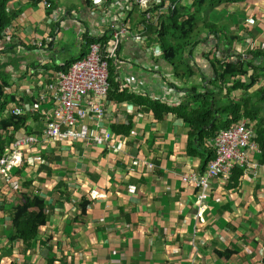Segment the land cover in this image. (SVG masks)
Masks as SVG:
<instances>
[{
    "label": "crops",
    "instance_id": "obj_1",
    "mask_svg": "<svg viewBox=\"0 0 264 264\" xmlns=\"http://www.w3.org/2000/svg\"><path fill=\"white\" fill-rule=\"evenodd\" d=\"M8 1L12 19L0 39V121L15 117L17 108L22 115L15 118L26 122L8 134L13 139L3 154L22 136L42 140L55 104L41 93L56 73L84 57L85 36L108 43L114 29L128 34L120 39L118 63H111L119 97L108 94L101 122L84 123L90 135L111 133L119 151L92 142L30 147L9 182L0 176V264H264V71L250 86L264 63V57L251 58L264 54V0H177L178 23L190 16L195 23L191 47L174 65L162 48L180 47L183 34L174 33V42L149 35L147 29L169 23L170 15L157 26L147 24L136 0H49L51 10L41 0ZM227 63L246 73L220 84L216 76ZM137 99L174 112L157 117ZM202 108L212 119L199 141L183 115ZM240 124L257 147L249 168L227 182L213 181L200 205L198 191L182 179L203 174L215 155L214 136ZM27 199L43 200L46 216L29 245L11 241L13 218ZM28 211L39 209L31 202Z\"/></svg>",
    "mask_w": 264,
    "mask_h": 264
},
{
    "label": "built area",
    "instance_id": "obj_2",
    "mask_svg": "<svg viewBox=\"0 0 264 264\" xmlns=\"http://www.w3.org/2000/svg\"><path fill=\"white\" fill-rule=\"evenodd\" d=\"M161 2L136 0V5L143 10L145 23L157 26L163 15L168 16L176 11L177 0H170L166 5ZM41 4L46 10L52 8L48 0H41ZM63 19L60 17L61 24ZM144 31L145 28L141 32ZM3 33L6 35L7 31ZM127 34L128 29L117 28L111 36L112 42L108 40V43L97 41L87 44L84 40L87 49L84 57L70 64L66 71L56 73L54 80L46 84L41 95L42 97L48 95L55 106L45 124L42 140L34 136H22L6 150L4 156L0 158V176L5 182L10 181L12 171L24 163V157L29 154L28 149L37 143L92 142L96 146L111 147L114 152L119 151L116 146H112L111 133L101 135L97 132L90 135L84 123L86 120L101 122L105 116L104 102L110 90V66L112 62L118 63L120 39ZM135 37L142 39L138 35ZM114 81L121 88L118 73L115 74ZM123 87H127V84ZM12 115L21 116L22 112L15 108ZM212 141L215 155L207 164L204 173L189 174L182 179L184 183H189L198 191L197 202L200 205L209 195L213 181L227 182L235 169L249 168L250 156L257 151L253 136L245 124L220 130Z\"/></svg>",
    "mask_w": 264,
    "mask_h": 264
},
{
    "label": "trees",
    "instance_id": "obj_3",
    "mask_svg": "<svg viewBox=\"0 0 264 264\" xmlns=\"http://www.w3.org/2000/svg\"><path fill=\"white\" fill-rule=\"evenodd\" d=\"M242 1L243 0H214V3H216V5H219L222 3L229 4V3H238ZM8 2H9L8 0H0V39L3 37V32L5 31L6 27L10 23V20L12 19V17H10V15H8L5 11V7H6V4H8ZM179 12L178 10H176L175 12L171 14L169 23L163 21L161 25H159V28L151 26L150 29H147V31L149 32V35L153 37H157V40L159 42L167 41L166 37H170L171 42H174L179 39V36H176L177 34H174V33L181 32L180 35L183 34L181 36V39L184 41L180 47L179 46L174 47L170 44H166L165 48H162L163 52L165 53V58L167 59L168 62H170L173 65L175 63L174 61L175 58L183 54L182 52L184 51L186 47H191L188 42V38H189L190 31L195 23V19L192 16H190L187 21H184V22L181 21L182 23L181 22L178 23V20L182 18L180 17L181 15H179ZM174 30L176 31L174 32ZM85 37H86L87 44L97 42V41H104L103 39L94 40V39H87V36ZM192 48H194V46H192ZM190 56L191 54H189V57ZM263 57H264V54H260V53L251 54V58L253 60L261 59ZM248 65L250 64L248 63ZM69 66L70 65H67V68ZM220 67H221V73L216 76L217 81L220 84L228 82V80L231 79V77H233L234 79H237L239 76L244 75L246 73V70L240 64L233 65V64L227 63L224 65H221ZM110 70H111V66H110ZM259 71H264V63L260 64L259 69H255L253 71V74L251 76L252 79H251L250 86H252L254 83L257 82L258 80L257 75ZM214 72L217 73L216 70H214ZM118 89L119 87L117 86V84H113L111 80L109 96L116 95V98H118L119 94L116 93L118 92ZM260 91L264 94V88L261 89ZM0 93H1V90H0ZM194 95H196V93ZM130 100H134V99L130 97H124L122 99V101H130ZM137 100L138 102L144 103L147 106H149L155 112L157 117H158L159 112H171V113L174 112L173 109H170V108L165 109L164 107L158 105L157 103H152L147 100H141V99L140 100L137 99ZM4 106L5 104L2 105L1 107H4ZM1 113L2 112L0 111V114ZM183 119L185 122H188L190 124L193 130V134L199 132V135L197 134V137L199 138V141H201L202 133L200 132V130H203L206 126H208L212 118H211V113L206 111L205 108H202L199 112H195V113L190 112L189 114H186V115L184 114ZM25 122H26V119H24V117H21V118L8 117L5 119L2 118V120L0 121V158L4 156L3 153L5 151V148L8 147L7 144H9L13 139V136H9L8 134H14L15 132H17L20 127L24 126ZM214 128L211 129V132H214ZM224 129L228 130V129H231V127L227 125ZM123 133L128 134V131L125 130L123 131ZM2 134L8 135V137L6 139H3ZM193 134L192 136H194ZM240 170L241 169H235L232 172V175L230 177L231 180L233 179L234 176L240 175L242 171ZM31 202L32 204L36 205V207L39 209L38 213L28 211ZM43 209H44L43 200H40V199L28 200L27 199L26 204H24L22 208L17 210V213L15 214L13 218V227L15 229V233L11 236V241L17 238V239H22L26 245L31 244V242L35 240L37 237L38 228L44 225L46 221V216H45V213L43 212L44 211ZM84 210H85V206H83V212Z\"/></svg>",
    "mask_w": 264,
    "mask_h": 264
},
{
    "label": "rangeland",
    "instance_id": "obj_4",
    "mask_svg": "<svg viewBox=\"0 0 264 264\" xmlns=\"http://www.w3.org/2000/svg\"><path fill=\"white\" fill-rule=\"evenodd\" d=\"M171 16V15H170Z\"/></svg>",
    "mask_w": 264,
    "mask_h": 264
}]
</instances>
